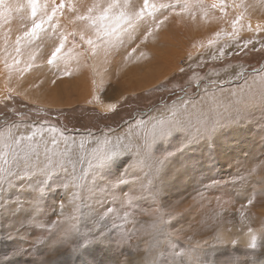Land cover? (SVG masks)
I'll use <instances>...</instances> for the list:
<instances>
[{
  "label": "rangeland",
  "instance_id": "374dc122",
  "mask_svg": "<svg viewBox=\"0 0 264 264\" xmlns=\"http://www.w3.org/2000/svg\"><path fill=\"white\" fill-rule=\"evenodd\" d=\"M92 2L75 0L81 11ZM130 2L137 6L143 4V0ZM151 2L159 5L174 0ZM214 2L228 7L213 9ZM204 4L206 7L203 8L169 10L165 12L167 20L159 16L163 23L158 27L152 26L149 17L133 34L131 42H127L128 36L122 33L123 45L117 41V46L110 48L107 56L101 52L93 57L94 63L89 55L87 58L81 56L79 61L61 60L49 66L47 60L54 43L58 42L50 29L44 43L22 48L18 57L20 64L14 63L15 37L30 25L31 17L24 12L17 13L14 6L0 0V17L8 16V20L0 25V111L6 110L2 98L9 89L13 90L14 97V103L10 102L9 106L22 109L20 114L9 115L0 123V170L10 167L9 161L13 158L12 147L5 139L12 121L20 125L17 135H30L32 129L28 125L31 124L55 128V133L45 131L43 135L49 141L55 135L58 147L51 143L47 147L58 153L65 148L64 137L69 141L75 139L78 147L88 132H97V126L103 128L108 123L116 127V118L130 105L144 107L160 98L164 104L118 126L124 131L128 130L125 125L135 127L141 120H147L149 114L162 119L180 112H199L204 119L225 115L240 105L246 96L258 94L264 88V0H204ZM67 15V12L57 13L62 29L72 30ZM243 44H247L246 49L238 46ZM85 47L81 45L78 51L86 50ZM221 49L227 55L221 56ZM5 58L11 65L10 70L4 63ZM97 81H105L107 88L99 91L92 88L93 97L84 100L86 91L96 86ZM49 99L63 104L49 106L42 102ZM109 104L116 105L115 111H106ZM37 107L42 108L39 114L35 111ZM29 109L33 111L29 113ZM102 114L109 119L104 120ZM255 118L261 120L258 108ZM256 120L221 128L211 140L189 145V153H185L186 149L176 151L182 133H175L167 145L158 143L154 146V155L165 150L174 153L168 161L169 173L177 171L175 165L183 162L182 155L191 159L185 170H179L176 181L164 197L166 207L167 204L176 205L178 216L171 221L174 228L170 243L177 254L190 247L193 256L202 264H225L227 261L264 264V236L256 231L264 219V202L254 199L255 206H252L245 199V189L255 188L258 192L260 182L264 180V124ZM39 138L37 130L35 139ZM219 140L224 143H217ZM199 145L205 148L201 151ZM26 146L22 142L17 148L18 156L23 154L22 149ZM39 150L42 152L43 148ZM205 155L208 168H198L197 164L206 160ZM131 159V155L115 159L107 174L112 178L118 176ZM150 164V161L143 164L142 176L148 179ZM68 167L71 169V165ZM80 167L87 168L88 165L78 164L77 168ZM148 179H145L146 188ZM64 183L66 188L53 187L45 192L40 200L39 223L45 232L58 226L76 232L72 243L43 246L46 236L39 234L42 229L29 228L21 223V218L6 212L0 215V264H125L126 260L137 264L141 255L146 256L148 249L155 245L156 241L149 235L150 224L146 223L150 209L142 201L113 205L116 212L109 219V227L116 233L109 230L101 242L94 238L85 219L86 205L93 202L92 193L73 183L71 178ZM225 192L231 196H225ZM11 195L14 200L10 203L19 199L15 194ZM23 195L30 198L32 193L27 191ZM219 214H223V221ZM249 226L252 233H249ZM216 227L225 231L221 244L227 247H220L221 244L214 240ZM241 234H247V242L251 235H256V249L244 247L247 242L240 241ZM119 235L125 237V243ZM85 241L90 242L82 246ZM232 241H237L238 245L233 247ZM137 245L140 254L135 251ZM181 259L183 264H190V258Z\"/></svg>",
  "mask_w": 264,
  "mask_h": 264
},
{
  "label": "snow or ice",
  "instance_id": "6c2138e0",
  "mask_svg": "<svg viewBox=\"0 0 264 264\" xmlns=\"http://www.w3.org/2000/svg\"><path fill=\"white\" fill-rule=\"evenodd\" d=\"M5 2L14 6L17 13L24 12L31 17L30 25L15 37L14 63L20 64L18 57L21 55L22 48L28 49L37 42L44 43V37L48 36L50 29L58 42L54 43L50 52L47 60L49 66L61 60L79 61L81 56L96 57L101 52L107 56L110 48L117 46V41H120L121 46L123 45V41L120 40L122 33L127 35L128 42H131L134 38L133 34L149 17L152 19V26L158 27L163 23L159 20V16H164V20H167L165 12L169 10L177 7L182 10L206 7L204 0H194V2L174 0V2L159 5L152 3L151 0H143L140 6L131 3L130 0H93L81 11L75 0H44L43 3L40 0H5ZM211 7L223 9L228 5H218L214 2ZM63 12L68 13L66 19L72 25V30L62 29L57 13ZM7 20V15L0 17V25ZM45 25L48 27L45 28ZM150 31L151 27L149 34ZM106 37L109 39H105ZM81 45L86 46V50L78 51ZM238 46L247 48V44ZM4 50L8 51L7 47ZM220 55L225 56L227 52L221 49ZM4 63L10 70L11 65L7 58ZM12 91L9 89L8 94L2 98L3 107L9 115L14 111L9 107L10 102L14 103ZM257 108L261 113L260 121L255 118ZM115 109V104H109L106 111L112 112ZM32 111V109L28 110L29 113ZM35 111L39 114L42 110ZM103 119L107 120L109 117L105 116ZM253 120L264 124V88L258 94L246 96L243 102L228 114L209 116L207 119L202 118L199 112H180L171 118L164 119L149 114L147 120H141L135 127L125 125L128 128L127 131L105 123L103 128L97 126L95 134L88 132L87 136L79 141L78 147L75 139L69 141L67 137H64L65 148L58 153L47 147L49 143L58 147L55 135L52 136L51 141L43 135L45 131L55 133L57 131L55 128L45 127L44 124H31L28 125L32 129L30 135H17L20 125L12 121L5 139L12 147L13 158L9 161L10 167L0 170V215L8 212L16 218H21L23 225L42 229L39 234L46 236L43 246L70 245L76 232H70L59 226L45 232L39 219L40 200L45 192L52 190L53 187L66 188L67 185L64 182L71 178L73 183L86 187L92 193L93 202L86 205L85 219L90 224L91 233L95 239L103 242L106 232L109 230L115 232L109 227V219L116 212L113 205L123 206L128 201H142L144 206L150 209L146 223L150 224L152 231L149 235L156 243L148 249L146 256L141 255L137 264H183L181 258H190V264H202L193 256L190 247L180 254L171 247L170 238L173 234L171 229L174 228L171 221L178 214L175 212V204H167L166 207L164 197L176 181L179 170L169 173L168 161L174 153L165 150L160 155H154V146L158 143L167 145L175 133H182L176 146V151H181L200 140H211L221 128L237 126ZM37 130H39V139H35ZM60 135L64 136L63 133ZM22 142L27 146L22 149L23 154L18 156L17 148ZM41 147L42 152L39 150ZM126 155H131V162L118 176L112 178L107 174L111 163ZM147 161L151 162L150 179L142 176L143 164ZM85 163L88 165L87 168H77L78 164L82 166ZM68 165H71V169ZM145 179H148L147 188ZM27 191L32 193L30 198L23 195ZM245 193L248 205L255 206L254 199L257 202H264V180L260 182L258 192L255 188H246ZM10 194H15V197L19 199L10 203L14 200ZM224 195L231 196L227 192ZM62 199H67V193ZM225 203L228 201L225 200ZM219 218L223 221V214H219ZM214 231V240L221 244L226 235L225 231L220 227H216ZM252 231L249 226V233ZM256 231L264 236V219L260 221V227ZM119 238L122 243H125L123 235H119ZM256 239V235H251L250 242L245 243L244 247L256 249ZM88 242L90 241H85L82 246H86ZM231 243L233 247L238 245L237 241ZM227 246L221 244L220 247ZM135 251L137 254L141 253L138 245ZM125 264H131V261L126 260ZM225 264H233V262L227 261ZM249 264H255V262L252 261Z\"/></svg>",
  "mask_w": 264,
  "mask_h": 264
},
{
  "label": "bare ground",
  "instance_id": "6f19581e",
  "mask_svg": "<svg viewBox=\"0 0 264 264\" xmlns=\"http://www.w3.org/2000/svg\"><path fill=\"white\" fill-rule=\"evenodd\" d=\"M169 41V40H168ZM128 42V41H127ZM125 45H126V43H125ZM86 48V47H85ZM90 58V57H89ZM102 59V58H101ZM81 60H83L84 61V59L83 58H81ZM91 63H94V58L91 56ZM102 61V60H101ZM90 62V61H89ZM108 63H110V62H108ZM104 66V65H103ZM94 69V68H93ZM95 70H97V69H95ZM94 71V70H93ZM89 73V72H88ZM87 73V74H88ZM85 74V73H84ZM137 74V73H136ZM144 74V73H143ZM99 75V74H98ZM103 75V74H102ZM138 75V74H137ZM104 76V75H103ZM91 77V76H90ZM89 77V78H90ZM117 77V76H116ZM100 78V77H99ZM84 79H86V78H84ZM91 79H93V78H91ZM96 79H98L97 77H96ZM103 79V78H102ZM116 79V78H115ZM78 80H80V78L78 79ZM107 80H110V79H107ZM82 81V80H81ZM139 81V80H138ZM89 82V81H88ZM86 83H87V81H86ZM139 83V82H138ZM82 84V83H81ZM80 84V85H81ZM85 84V83H84ZM91 84H93V82L91 83ZM90 84V85H91ZM95 84V83H94ZM99 84V86H97ZM111 84V83H110ZM79 85V86H80ZM107 84H106V82L104 81V82H99L98 83V81L96 82V86H92L91 87V89H89V91H86L87 92V96H84V100L85 99H87V98H92L93 97V91L95 90L94 88H96L98 91L99 90H105V88H107V86H106ZM83 86H85V85H83ZM130 86V85H129ZM92 88H93V91H92ZM80 88H78V90H79ZM82 89V88H81ZM122 85H121V87H120V90L122 91ZM83 90V89H82ZM81 90V91H82ZM108 90H109V88H108ZM18 91V90H17ZM16 92V91H15ZM85 92V91H84ZM78 93V92H77ZM80 94V93H79ZM23 95V94H22ZM24 96V95H23ZM86 97V98H85ZM24 98H26V99H30V98H28V97H26V96H24ZM96 98V97H95ZM44 104H47V105H51V106H60V105H62L61 104V102H58V101H55V100H53L52 101V99L50 100H46V101H42ZM69 104V103H68ZM232 129H230V131H231ZM231 135H233L232 133H231ZM216 140V139H215ZM233 141H236L235 139H233ZM217 143H224V141L223 140H219V141H217ZM239 143V142H238ZM215 144V143H214ZM200 147H199V149L202 151L204 148H205V146H203V147H201L202 145H199ZM227 147V146H226ZM186 149V151H185V153H189L190 152V147L188 146V147H186L185 148ZM190 149V150H189ZM237 149V148H236ZM229 154V153H228ZM204 158L206 159L204 162H201L200 164H197L198 165V168L199 167H202V168H208V165H207V157H206V155L204 156ZM182 161L183 162H179V163H177L176 165H175V170H185V168L188 166V165H190L191 164V159L188 157V156H186V155H182ZM195 161V160H194ZM197 162H200V161H197ZM194 163V162H193ZM194 165V164H193ZM202 165V166H201ZM220 167V166H219ZM179 173V172H178ZM180 180V179H179ZM184 180V179H183ZM178 183V182H177ZM179 183H180V181H179ZM50 194V193H49ZM11 195V194H10ZM44 196V195H43ZM43 198V197H42ZM3 216V215H2ZM241 237V239H240V241L241 242H247L248 240H249V237H247V234H245V235H240Z\"/></svg>",
  "mask_w": 264,
  "mask_h": 264
},
{
  "label": "trees",
  "instance_id": "16d2710c",
  "mask_svg": "<svg viewBox=\"0 0 264 264\" xmlns=\"http://www.w3.org/2000/svg\"><path fill=\"white\" fill-rule=\"evenodd\" d=\"M162 105H164V104H163L161 98H160V100L158 102L153 103L151 105H146L144 107H140V106H137V105H133V106L130 105L129 108L127 109V111L123 115L118 116L116 118L115 126L116 127L120 126L123 123H125L126 121L132 119L134 116L145 114V113L151 111L152 109H154L156 107H160ZM9 107L14 110L13 113L11 114L12 116H16V115H18V114H20L22 112V109H20V108L14 107L12 105H10ZM37 108L38 109H42V108H39V107H37ZM102 115L106 116V114H102ZM7 116H9L7 110L0 111V123L5 121Z\"/></svg>",
  "mask_w": 264,
  "mask_h": 264
}]
</instances>
